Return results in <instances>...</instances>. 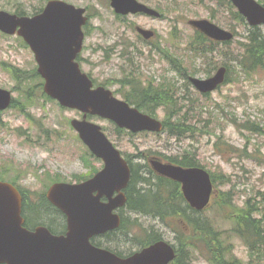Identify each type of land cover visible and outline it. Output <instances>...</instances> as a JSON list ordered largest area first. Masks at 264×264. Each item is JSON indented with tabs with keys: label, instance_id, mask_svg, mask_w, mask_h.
Wrapping results in <instances>:
<instances>
[{
	"label": "rangeland",
	"instance_id": "obj_1",
	"mask_svg": "<svg viewBox=\"0 0 264 264\" xmlns=\"http://www.w3.org/2000/svg\"><path fill=\"white\" fill-rule=\"evenodd\" d=\"M66 1L88 7L90 20L86 30L90 37L84 51L87 59L81 64L97 84H106L117 96L124 98L117 92L120 89L117 80H124L132 67L135 75L145 83L170 80L177 93L182 94L185 89L186 94L193 97V107H197L201 122L196 119L188 122L189 126L198 129L197 136L191 140L179 141L168 132L130 135L118 131L110 121L97 117L91 120L105 127L111 141L134 163H144L145 160L134 159L141 153L165 158L193 151L210 173L228 178V183L216 186L208 209L200 215H192L200 222L209 217L218 230L227 232L221 245L228 249L229 261L249 264L252 254L244 241L231 231L234 222L229 218L247 200L259 205L260 193L264 191V69L246 74L234 61L247 41L248 24L240 21L227 5L213 0H142L164 12L166 18L161 21L144 16L118 18L108 0ZM260 1L264 3V0ZM46 3L47 0H0V10L34 12ZM193 18L209 19L235 33V39L229 45H221L219 51L208 55L215 66L229 64L232 70V81L208 97L196 93L194 88L191 92L186 90V80L165 58L168 53L181 61L190 73L207 77L211 61L188 52L189 42L195 36L188 20ZM135 24L155 29L156 38L149 42L142 40ZM106 48L112 53H105ZM121 51L131 53V65L121 56ZM11 66L23 71L32 70L36 66L34 55L18 37L0 34V87L11 89L16 99L14 107L0 112V176L19 181L26 189L42 191L54 180L74 181L88 176L94 167L100 169L102 161L89 155L70 125L71 119L82 118V114L45 98L39 79L18 82L9 72ZM127 90L121 88L122 93ZM26 93L30 94L31 103L25 100ZM187 105H191L190 101ZM157 117L163 120L164 112H158ZM246 122L256 123L260 130L243 129L241 125ZM224 193H229L233 203L228 207L223 205ZM139 222L163 232L170 242L175 237L180 240L181 232L188 230L176 220L169 228L151 217H141ZM118 246L123 253L136 250L130 239H122ZM194 259L195 264H206L208 258L198 250Z\"/></svg>",
	"mask_w": 264,
	"mask_h": 264
},
{
	"label": "water",
	"instance_id": "obj_2",
	"mask_svg": "<svg viewBox=\"0 0 264 264\" xmlns=\"http://www.w3.org/2000/svg\"><path fill=\"white\" fill-rule=\"evenodd\" d=\"M252 24L264 22V7L255 0H233ZM118 12L145 10L136 0H112ZM84 9L62 1L51 2L43 14L32 19L18 18L0 12V28L14 32L22 26L20 34L31 44L39 61V72L46 79L45 91L59 100L63 106L77 108L85 113L83 120H73L72 125L90 149L105 161V167L93 178L79 183H56L48 191V198L68 216L66 235H53L46 227L29 231L23 226L22 197L14 185L0 181V264H168L175 258V249L166 241L152 244L128 257L97 247L91 238L120 226L121 217L114 210L125 205L127 197L122 191L129 184L131 170L121 153L108 140L101 127L87 121V114H98L114 120L119 126L134 132L141 130L160 131L162 123L131 108L104 87L92 89L93 83L82 73L74 61L77 39L69 44H60L47 37L41 40L38 31L49 26V35H55L60 27H71L81 45V25L85 22ZM208 35L222 40L232 34L207 20L193 21ZM42 34V32H41ZM149 36V34H147ZM222 68L215 77L201 81L193 79L199 89L209 91L224 80ZM11 93L0 88V108L10 104ZM159 173L180 181L183 191L192 206L202 210L212 193L210 175L202 168H183L153 161ZM115 191L119 194L112 198ZM97 192V195L94 193ZM107 195L109 202L101 197Z\"/></svg>",
	"mask_w": 264,
	"mask_h": 264
},
{
	"label": "trees",
	"instance_id": "obj_3",
	"mask_svg": "<svg viewBox=\"0 0 264 264\" xmlns=\"http://www.w3.org/2000/svg\"><path fill=\"white\" fill-rule=\"evenodd\" d=\"M222 2H227L233 7L229 0H222ZM198 36L200 41L197 44L199 46L208 44L212 47L215 44L201 34H198ZM249 39V43L245 44L246 48H244V52L238 58L241 66L247 73L254 72L264 66V34L256 28L251 33ZM132 82L129 84L133 87V94L127 96V99L131 103L153 112L160 106H169L166 103L171 102V98L165 93L152 90L150 87L144 89L137 83H134L135 81ZM193 110L192 108L188 109V111L192 112ZM167 111L168 119L178 118L175 126L169 129L171 134L183 136L185 133L193 131V129L187 128L185 124L189 117V112L181 114L182 109L177 108L176 101L173 102ZM166 126H169L168 123ZM245 127L248 130H258L257 125L254 123H247ZM188 155L185 154L181 157L170 159H175L173 162L182 164L183 166L199 165V161L194 155ZM131 167L132 179L127 189L128 211L123 216V222L120 228L106 235L109 248L116 251L119 255H124L125 253L119 250L118 246L120 244L119 240L121 239H130L134 246L144 247L162 238V234L159 233L160 231L153 227H145L140 222L138 223L137 220L131 219L130 212L141 216L161 219L169 226V220L171 219H184L189 231H184L185 233L181 232L183 235L180 240L181 248L179 252L181 254L186 251L187 254L193 256L196 251L206 249L209 254H212V257L209 258L212 264H240L237 260L229 261L225 248L218 245L220 241H223V236L227 232L218 230L211 224L209 219H206L205 221L207 222L205 225H202L196 216L191 215L195 211L186 204L179 183L157 175L148 164H131ZM217 180L218 177H214V181L216 182ZM220 181L221 183H225L229 179L222 175ZM224 195L223 205L227 206L230 199L228 193H224ZM29 207L30 210L32 209V215L28 214ZM188 212L191 214H188ZM25 214L28 224H31V217L35 223L45 224H48L46 219L50 215H55L56 218L58 217L54 207L47 201L43 193L36 195L35 201L29 200L25 203ZM229 218L234 221V226L231 228V231L236 236L241 237L250 248L253 258L249 264H264V193L262 194L261 205L252 204L250 200H247L245 205L238 209L236 213H231ZM56 225L60 229L64 227L61 223ZM185 234H189L190 236L187 237ZM201 240H203L202 243ZM97 243L102 245V242ZM255 256H257V259H254ZM179 262L181 263V260Z\"/></svg>",
	"mask_w": 264,
	"mask_h": 264
},
{
	"label": "flooded vegetation",
	"instance_id": "obj_4",
	"mask_svg": "<svg viewBox=\"0 0 264 264\" xmlns=\"http://www.w3.org/2000/svg\"><path fill=\"white\" fill-rule=\"evenodd\" d=\"M125 28H126V27H124V29H125ZM84 36H85V37H84V46H83V49H82V51L77 55V60H78L79 62H81V61L87 59V57L84 56V51L87 50V47H88V45H87V40H88V38L90 37V33H89V31L86 30V29H84ZM25 47L29 49V46H28V45H26ZM65 218H66V217H65Z\"/></svg>",
	"mask_w": 264,
	"mask_h": 264
}]
</instances>
